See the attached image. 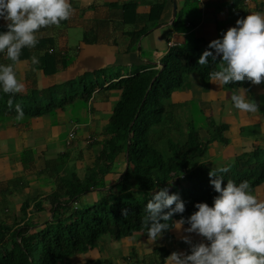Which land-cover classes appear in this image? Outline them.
I'll use <instances>...</instances> for the list:
<instances>
[{
	"label": "crops",
	"instance_id": "obj_1",
	"mask_svg": "<svg viewBox=\"0 0 264 264\" xmlns=\"http://www.w3.org/2000/svg\"><path fill=\"white\" fill-rule=\"evenodd\" d=\"M74 11L60 24L39 30L38 44L25 46L21 59L15 62L18 78L24 88L17 93H38L65 84L58 100L79 96L89 85L96 84L86 100L77 97L64 105L48 109L38 116L1 115L0 113V221L12 225L26 218L38 227L51 218L46 197L60 184V178L73 166L78 176L92 167L95 153L105 139V130L121 90L108 85L138 72L159 69L166 53L174 47L206 49L211 40L223 35L237 19L250 12L264 11V0H71ZM158 12V13H157ZM0 21V26L4 25ZM171 42V44H169ZM214 51V50H213ZM39 57L33 64L31 57ZM11 60L7 51L0 52V63ZM222 54L207 65L219 69ZM10 63H13L10 62ZM247 90L249 98L261 102L255 112L234 106L231 94ZM216 91V92H214ZM174 123L182 131L192 123L200 137L207 139L205 119L226 126L225 142L213 140L200 162L210 168L232 163L255 148H264V85L252 82L245 86L225 87L212 81L203 82L197 74L187 76L185 83L170 96ZM195 110L194 117L189 115ZM175 128L177 124L173 125ZM74 136L69 140V133ZM69 154V156L67 155ZM124 155L118 156L112 171L104 178L105 186L81 196L82 204L95 202L104 191H117L125 169ZM264 198V184L253 188ZM37 206L39 209L35 210ZM169 235L155 240L141 232L121 240L99 244L83 254L70 257V264L88 260L114 259L116 264L137 262L131 253H141L154 264L153 249L159 243L168 255L173 251L190 253L192 245L208 242L198 232H187L190 225L176 227ZM190 237L191 243L183 239ZM104 238L102 237L101 240ZM91 253V255H87ZM167 255V256H168ZM127 258V262L124 259ZM166 264V262H165Z\"/></svg>",
	"mask_w": 264,
	"mask_h": 264
},
{
	"label": "trees",
	"instance_id": "obj_2",
	"mask_svg": "<svg viewBox=\"0 0 264 264\" xmlns=\"http://www.w3.org/2000/svg\"><path fill=\"white\" fill-rule=\"evenodd\" d=\"M204 50L174 47L164 56L163 67L108 82V85L118 87L121 94L104 132L106 137L95 153L93 166L88 167L82 177L68 170L60 178L59 187L46 197L51 218L41 227L26 218V207L21 210L20 220L12 225L0 221V264H65L70 257L97 246L105 235L116 241L135 232L149 236L147 228L151 221L147 225L144 223L146 205L163 187L168 188L169 194L178 193L186 205L184 213L173 214L170 227L162 230L163 235H169L176 220L197 211V202L213 204L218 193L210 183L215 177L209 172L215 168L208 167L200 159L209 142L226 141L223 135L226 126L206 118L207 139L200 137L198 128L191 121L187 130L182 131L178 127L179 121L174 123V106L170 101L171 93L182 87L190 74H197L206 82L209 74L218 70L213 64L198 62ZM250 82L245 79L224 86H245ZM65 87V84L53 86L40 94L0 89V113L17 115L15 106L20 104L24 115L38 116L77 97L87 100L97 85L86 86L79 96L73 94L58 100L57 95L64 94ZM42 101H45L44 105ZM174 124H177L176 128ZM128 143V166L121 174L118 190L104 191L92 204L77 207L81 196L105 186L104 178L112 171L118 156L125 157ZM221 167L228 168L223 173L225 186L228 179L237 182L246 179L252 188L264 184V148L243 153ZM39 208L37 206L35 210ZM135 255L131 253L130 257L135 258ZM153 255L154 264H165L168 253L163 246H155ZM103 263L112 264L108 260L86 262Z\"/></svg>",
	"mask_w": 264,
	"mask_h": 264
},
{
	"label": "clouds",
	"instance_id": "obj_3",
	"mask_svg": "<svg viewBox=\"0 0 264 264\" xmlns=\"http://www.w3.org/2000/svg\"><path fill=\"white\" fill-rule=\"evenodd\" d=\"M73 11L71 0H0V21L5 22L0 26V52L6 49L13 61L0 63V89L18 92L24 88L15 70L22 50L38 44L42 27L60 24ZM221 54L222 62L218 70L209 74L210 81L220 85L245 79L254 84L264 83V11L238 18L222 36L209 42L198 62L206 64L208 57L216 60ZM31 61L34 65L40 62L35 55ZM231 101L235 107L249 112L257 111L261 104L249 98L244 88L233 91ZM15 107L17 119L23 118V107ZM227 171V167H218L209 172L215 177L210 183L218 193L213 204L197 202V211L176 222L177 228L187 222L190 227L185 231L198 232L208 242L192 245L190 253L171 252L165 258L166 264H264V198L255 194L246 179H228L225 186L223 173ZM185 207L178 193L169 194L166 187L156 191L146 205L144 223L151 221L148 235L154 240L162 235V230L170 227L173 214L184 213ZM183 239L191 243L190 237Z\"/></svg>",
	"mask_w": 264,
	"mask_h": 264
},
{
	"label": "rangeland",
	"instance_id": "obj_4",
	"mask_svg": "<svg viewBox=\"0 0 264 264\" xmlns=\"http://www.w3.org/2000/svg\"><path fill=\"white\" fill-rule=\"evenodd\" d=\"M42 104L44 105L45 104V101H42ZM190 110V109H189ZM189 112V115L191 114L192 115V117H194V113H195V110H190V111H188ZM194 119L196 120V117H194ZM193 125H195V124H193ZM217 136V135H216ZM70 168H71V170L73 169V170H75L76 171V169H74L73 168V166H70ZM93 203V202H92ZM92 203H87V204H92ZM87 204H82V202H78L77 203V207H79V208H81V207H83V206H85V205H87ZM109 236H107V235H105V236H103V240H99L100 241V243L99 244H102L103 242H105V241H108L109 239H107ZM157 246H159V243H157ZM136 253H137V257L135 256V258H137L138 260H137V262H133V263H125V264H147V263H149V260L151 261V259H150V257L148 256V255H146V257L144 256V255H142L141 253H138L137 252V250L135 251ZM87 255L89 256V255H91V253L89 254V253H87ZM154 257V255L152 254V258ZM70 259V258H69ZM68 259V261L65 263V264H70L71 262H70V260ZM99 260H102L100 257H99ZM107 260L108 261H110L112 264H116L115 263V261H114V259H110V258H107ZM104 264V263H103ZM121 264H124V263H121Z\"/></svg>",
	"mask_w": 264,
	"mask_h": 264
},
{
	"label": "water",
	"instance_id": "obj_5",
	"mask_svg": "<svg viewBox=\"0 0 264 264\" xmlns=\"http://www.w3.org/2000/svg\"><path fill=\"white\" fill-rule=\"evenodd\" d=\"M164 65L162 64L161 67H163ZM128 147H129V143L127 144V147H126V151H125V168L128 166V159H127V154H128Z\"/></svg>",
	"mask_w": 264,
	"mask_h": 264
},
{
	"label": "built area",
	"instance_id": "obj_6",
	"mask_svg": "<svg viewBox=\"0 0 264 264\" xmlns=\"http://www.w3.org/2000/svg\"><path fill=\"white\" fill-rule=\"evenodd\" d=\"M169 44H171V42L169 43ZM69 140L71 141V139L73 138V136H74V129H72L71 131H70V133H69Z\"/></svg>",
	"mask_w": 264,
	"mask_h": 264
}]
</instances>
